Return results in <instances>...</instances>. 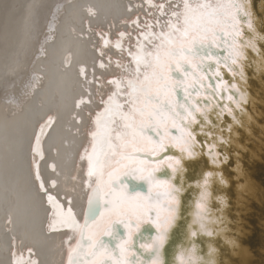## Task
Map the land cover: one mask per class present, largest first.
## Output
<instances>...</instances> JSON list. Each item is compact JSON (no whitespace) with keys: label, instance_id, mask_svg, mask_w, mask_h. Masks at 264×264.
<instances>
[{"label":"bare ground","instance_id":"6f19581e","mask_svg":"<svg viewBox=\"0 0 264 264\" xmlns=\"http://www.w3.org/2000/svg\"><path fill=\"white\" fill-rule=\"evenodd\" d=\"M205 1L223 13L215 17H228L232 22L215 19L211 23L205 19L202 27L204 24H211V27H206L204 33H213L214 27L226 34L237 33V9L232 0H0V264H16L17 260L21 264H67L69 250L75 249L80 242L84 207L93 185L101 188V200H111L116 208H102L100 216L85 233L89 239L98 240L116 219L126 217L128 220L127 216H130L136 222L147 220L144 211L148 205L142 195L122 199L126 196L120 188L109 197L105 196L111 189L112 179L126 171L124 167H139L138 176L141 177L151 169L136 159L123 160L125 163L121 165L118 160L120 150L133 147V151L148 152L156 147L153 140L139 132L138 124L133 127L134 122L144 118L139 111L133 110L130 102L136 109L143 108L145 96L140 92L133 98L128 80L133 79L156 94L164 91L163 98L169 99V93L163 87L169 83L171 62L180 70L182 62L193 68L196 62L183 53L173 60L168 44L171 41L179 44L178 39H181L183 46L190 47L192 39L186 40L181 34L191 20L201 22ZM58 2H63V7L56 22L54 39L43 44L45 57L35 58L46 36V22ZM176 4L178 8L174 7ZM196 12H200V17ZM164 13L171 14L168 22ZM196 15L198 17L194 18ZM142 31L148 35L147 39ZM156 31L161 34L153 37L151 42L150 34ZM138 33H142L139 38ZM199 37L200 40L208 38ZM138 39L145 57L142 63L134 62L128 55L129 50L138 51ZM117 41L128 50L117 49ZM65 58L67 64L69 61L68 67L63 63ZM32 70L40 73L43 79L37 85V91L22 98V87ZM113 77L121 80L119 90L110 83ZM114 92L116 99L124 103L119 111L133 119L125 120L116 115L108 121L111 129L109 146L101 157L97 173L89 176L86 153L96 140L92 134L99 133L96 116L106 107L103 101ZM17 96L22 99L17 103L18 107L16 103H4L6 97ZM144 115L147 121L148 117ZM48 117L55 123L44 139ZM130 123L133 126L129 127ZM170 124L169 119L163 130L166 131ZM50 163L52 165L48 167ZM116 167L115 176H111V170ZM37 172L40 179H37ZM41 181L61 205L71 207L79 227L71 229L67 224L54 223L58 216L54 214V205L39 188ZM155 186L164 190L163 186ZM200 196L204 198L206 192L201 190ZM117 200H121L118 205ZM166 201L171 205L174 198L167 197ZM151 207L156 211L157 228L162 232L173 212L166 207L161 209L157 203ZM197 207L199 211L204 209L200 202ZM134 230L128 224L124 248L130 245ZM26 249L33 252L36 259L25 254ZM92 250L88 249L89 252ZM112 259L116 258L112 256Z\"/></svg>","mask_w":264,"mask_h":264},{"label":"water","instance_id":"95a60500","mask_svg":"<svg viewBox=\"0 0 264 264\" xmlns=\"http://www.w3.org/2000/svg\"><path fill=\"white\" fill-rule=\"evenodd\" d=\"M232 1L237 9V33L234 31L226 34L217 27L213 28V33H204L206 27H211V24H204L202 27L205 19L211 23L215 19L232 22L228 17H215L223 13L213 9L211 2L205 1L203 6L206 8L201 14V22L198 19L196 23L191 20L181 34L186 40L192 39L189 41L190 47L183 46L185 44L181 39H178L179 44L172 41L168 44V52L173 60L183 53L196 62L193 68L189 63L180 61L181 70L171 62L169 83H165L163 87L169 93V99L166 100L184 105L191 113L181 131L186 143L178 147L173 142L172 146L161 152L133 151V147L120 150L118 160L121 165L125 163L123 160L128 162L136 159L151 166L142 177L138 176L139 167L131 169V166H123L126 171L112 179L111 189L105 194L109 197L114 190L120 188H123V196L126 197L139 192L153 212L150 215L148 209L145 210L147 220L141 222H136L130 216H127L128 220L126 217L116 219L109 227L115 228V236L102 234L99 238L116 248L118 240L125 241L127 237V228L118 221H129L130 227L135 230L130 245L125 248V254L121 257L127 264H133L137 258L146 261L155 259V245L148 251L141 245L151 243L161 233L165 237L159 252L161 264H264V0ZM62 5L63 2L54 5L46 22V36L39 45L35 58L45 57L43 44L54 39ZM174 7L178 8V5ZM197 15L200 17V12ZM163 16H167L166 22L171 18V14L164 13ZM215 23L217 24L216 21ZM197 25H200L201 31ZM158 32L150 34L151 42L154 41L153 37L161 34ZM142 33H138V38ZM199 35L208 38L200 40ZM215 41L216 45L213 44ZM123 49H127L126 45ZM167 55L168 53L165 57ZM66 60L65 58L63 63L68 67L69 61L67 64ZM31 72L26 85L22 87V98L37 91V85L43 79L37 71ZM159 74L161 79L162 73ZM110 79L120 80L115 77ZM20 101L22 99L19 96L6 97L4 103H16L18 107L17 103ZM143 115L142 118L146 121ZM46 123L48 126L44 139L55 120L48 117ZM139 123L138 119L134 126L133 123L130 125L135 127ZM148 135L154 141L155 134L149 132ZM170 143L166 138L165 144ZM96 146L97 138L86 153L88 160ZM187 151L193 155L189 157ZM168 156L180 161L175 172L166 166V163H171L167 161ZM50 165L52 164L48 167ZM89 166L90 161L88 169ZM51 170L55 171V168ZM112 170L110 173L116 172L117 167ZM148 177L168 183L167 194L153 202L161 209L166 207L173 212L168 226L162 232L157 228L158 218L155 209L151 207L153 203L150 205V196L161 190L150 183ZM93 186V189L97 187ZM93 189L85 203L82 228L88 218ZM201 190L206 192L204 198L200 196ZM167 197L174 198L171 205L167 203ZM108 202L106 198L98 206L93 205L94 212L99 213L95 220L103 207L108 208ZM197 202L203 205V210H198ZM63 208L66 212L71 207L63 205ZM135 224L140 227L137 228ZM81 236L82 232L80 241ZM88 239L84 235L85 246ZM25 254L36 259L29 249H26Z\"/></svg>","mask_w":264,"mask_h":264},{"label":"snow or ice","instance_id":"6c2138e0","mask_svg":"<svg viewBox=\"0 0 264 264\" xmlns=\"http://www.w3.org/2000/svg\"><path fill=\"white\" fill-rule=\"evenodd\" d=\"M121 36H124V33H120ZM144 39L148 38L147 34H142ZM154 35V34H152ZM107 43V42H106ZM117 49H122L123 45L120 41L116 43ZM138 51L133 53L129 50V56L133 59L134 62L142 63L144 62L145 57L143 56V46L139 43L137 44ZM103 55V53H101ZM104 65L101 64V67ZM110 83L114 84L117 90L121 87V81L113 79ZM128 85L130 87V95L133 98H136L137 94L143 92L145 96V102L143 108L136 109L135 104L133 102V110L139 111L141 114H146L148 117L147 121H140L138 125V130L141 134H144L145 138L150 141L153 140L152 136H149L148 133L152 132L155 134L154 143L156 145L155 151L161 152L165 151L169 146H172V143L175 142L178 147L185 144V138L181 134L184 124L189 119L191 113L187 110L184 105H180L179 103L174 104L170 100L164 99V91H161L159 94L151 93L147 86H141L134 81H129ZM166 91V90H165ZM117 93H113L108 97L106 101L103 103L106 104L103 112L97 113L96 123L100 126L99 133H93L92 135L97 138V146L93 150V154L89 156L90 166H89V176H93L97 173L100 157L103 156L105 150L109 146V135H110V127L108 121L115 116L120 115L122 119L130 120L133 119L126 113H121L119 110L123 107L116 99ZM83 103V101H81ZM102 117L104 118L102 120ZM171 119L170 127H168L167 131L163 130V126L167 125ZM178 122V123H177ZM51 123V121H49ZM131 127V125H129ZM41 133L43 132V127L41 128ZM168 139L171 143L165 144V139ZM130 143V141H128ZM36 143L39 144V137L36 139ZM189 157L193 154L191 152L188 153ZM162 160L163 157H160ZM95 161V162H93ZM167 161L171 163H166V166L170 168L173 172L177 170V166L180 164L179 160H174L171 156L167 157ZM142 163V161L140 162ZM157 170H159L157 168ZM139 171V169H137ZM111 176H115V172L110 174ZM138 179L140 177H137ZM37 179L39 178V173L37 172ZM150 183L155 184L157 186H163V191H157L154 196H150V205L154 202V200H158L160 197L167 194V183L165 180H155L154 177H148ZM39 188L41 191L47 196V200L50 204L54 205L55 215L58 216V219L54 221V223H64L67 224L71 229H75L79 227V221L76 219L74 213L71 208H69L66 212L64 211L63 205H61L54 196L48 193L47 188L45 187L43 181L40 182ZM151 191V190H150ZM114 194V193H113ZM136 196L141 195L139 192L135 194ZM102 191L99 186L95 187L92 192V197L89 201V209H88V218L85 220L84 228L82 230L81 241L77 243L75 249L69 250L67 264H127V261L121 259L123 257L125 248L124 244L126 241H119L116 245V248H112L104 239H88V244L85 246L83 244L84 235L89 227V225L95 220L96 216L99 213L94 212L93 205L98 206L101 203ZM122 199H127L124 197ZM121 203V200H117V205ZM107 207L116 208V205H113L111 200H109ZM148 212L150 215L153 214L152 209L149 207ZM118 214H121L118 212ZM118 223H123L127 228L129 221L120 220ZM137 228L140 227L139 224H135ZM159 227V224H157ZM104 235L109 237L115 236V228L107 230ZM165 237L161 233L160 235L155 237V240L151 243L142 244L141 247L148 251L153 248L155 245V251L157 253L155 259L151 261H146L137 258L133 264H161L159 252L164 245ZM93 249L92 251H88V249ZM107 256V258H104ZM112 256H115L116 259L113 260ZM16 264H21L20 260L16 261ZM35 264V262H33Z\"/></svg>","mask_w":264,"mask_h":264}]
</instances>
